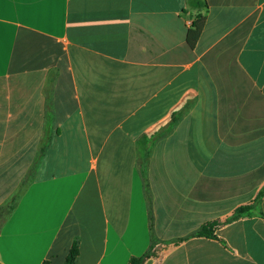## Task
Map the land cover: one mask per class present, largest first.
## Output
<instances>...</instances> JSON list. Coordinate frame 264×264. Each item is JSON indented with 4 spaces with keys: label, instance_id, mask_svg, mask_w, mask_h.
<instances>
[{
    "label": "crops",
    "instance_id": "1",
    "mask_svg": "<svg viewBox=\"0 0 264 264\" xmlns=\"http://www.w3.org/2000/svg\"><path fill=\"white\" fill-rule=\"evenodd\" d=\"M26 179L0 264H264L262 217L188 238L264 191V0H0V208Z\"/></svg>",
    "mask_w": 264,
    "mask_h": 264
},
{
    "label": "trees",
    "instance_id": "2",
    "mask_svg": "<svg viewBox=\"0 0 264 264\" xmlns=\"http://www.w3.org/2000/svg\"><path fill=\"white\" fill-rule=\"evenodd\" d=\"M203 25H204V18L200 16L198 20L194 23V28L191 29L188 34V43L190 44L191 47H195L200 37L201 31L203 29ZM180 118H181L180 113L178 112L174 113L169 123H167L156 134H154V140L156 141L160 137L171 133L174 126L178 123ZM145 167L146 166L143 167L144 175L146 173ZM28 183L29 180L27 179L24 180V182L21 184V186L16 191V193L6 202V204L3 207L0 208V214L4 213V218L7 217L15 209ZM263 196H264V191L260 192L258 197L252 203L238 207L230 218L226 219L225 221L214 220L207 222L203 224L197 232H195L188 238L203 237V238L217 239L215 232L222 223H227L233 220H238L245 217H254V216H259L264 219V213H262L259 208ZM154 247H155V242L152 243L150 250L146 252L142 257L132 258L130 264H145L153 256ZM78 255H79V247H78V243L75 242L71 250L69 251L65 264H74Z\"/></svg>",
    "mask_w": 264,
    "mask_h": 264
},
{
    "label": "snow or ice",
    "instance_id": "3",
    "mask_svg": "<svg viewBox=\"0 0 264 264\" xmlns=\"http://www.w3.org/2000/svg\"><path fill=\"white\" fill-rule=\"evenodd\" d=\"M2 247H3V242L0 241V250H2Z\"/></svg>",
    "mask_w": 264,
    "mask_h": 264
}]
</instances>
